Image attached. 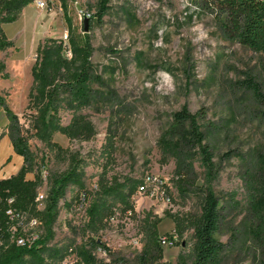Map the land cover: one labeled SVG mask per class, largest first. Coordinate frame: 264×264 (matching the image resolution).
Returning <instances> with one entry per match:
<instances>
[{
	"label": "rangeland",
	"instance_id": "obj_1",
	"mask_svg": "<svg viewBox=\"0 0 264 264\" xmlns=\"http://www.w3.org/2000/svg\"><path fill=\"white\" fill-rule=\"evenodd\" d=\"M100 1L45 0L44 10L35 1L16 22L0 24L11 43L0 50L4 66L0 98L29 138L33 154L29 177L41 179L39 209H45L52 177L68 171L72 157L81 175V187H70L60 202L54 239L48 245L61 254L52 258L44 254L46 264L72 263L69 251L78 254L87 247L85 211L105 199L99 188L102 179L108 186L137 191L131 199L134 212L124 213L118 205L96 237L113 255L97 251L99 261L135 264L154 230L170 238L174 232L178 235L177 222L185 227L199 217L205 191L211 188L222 217L217 239L225 248L224 264H264L248 231L249 180L257 155L264 153V106L249 82L256 83L264 96V53L227 40L201 0H111L107 15L98 22L93 17ZM71 33L81 40L90 38L92 62L102 84L93 86L95 102L83 111L96 135L89 141H71L56 133L53 142L63 149L58 151L35 136L25 116L39 48L49 39L61 40L64 56L70 59ZM183 107L200 113L213 165L207 168L200 151L193 150L187 160L193 169L180 190L176 161L165 160L158 143ZM71 119L69 111L61 112L63 125ZM8 129L9 120L0 107V140ZM149 179L162 181L155 187L158 194L139 191ZM21 226L30 230L26 221ZM34 231L45 234L42 228ZM194 247V232L186 229L164 246L163 259L156 264H176L179 257L191 264Z\"/></svg>",
	"mask_w": 264,
	"mask_h": 264
},
{
	"label": "trees",
	"instance_id": "obj_2",
	"mask_svg": "<svg viewBox=\"0 0 264 264\" xmlns=\"http://www.w3.org/2000/svg\"><path fill=\"white\" fill-rule=\"evenodd\" d=\"M36 0H0V24H11L17 21L23 10ZM111 0H101L97 13L93 18L101 22L107 15ZM204 9L214 18L224 37L237 42L243 47L258 53H264V0H201ZM91 18L90 20H93ZM71 58L64 56V43L61 40L49 39L39 48L36 62L31 70L32 86L28 97L26 111L29 112L28 122L35 131V136L58 151L63 149L53 142V136L59 133L69 140L89 141L96 131L93 123L83 113L95 102L93 86L101 85L102 78L95 71L92 57L94 48L86 35L82 40L71 33L69 41ZM11 47L7 37L0 27V50ZM4 66H0V73ZM4 79L7 76L3 77ZM249 87L264 106V96L260 87L253 81ZM9 120V138L16 155L23 158L21 170L8 179L0 180V264H46L44 254L50 258L60 256L57 249H50L49 243L54 239V227L59 217L60 202L65 198L70 187H81V175L77 171V162L72 157L71 165L65 173L52 177V186L44 210L39 209L38 190L41 179H27L33 169V154L29 148V138L20 126L19 119L0 98ZM69 111L72 119L68 125H63L61 112ZM200 113L192 114L186 107L173 115L169 128L159 140V148L163 158L172 157L176 161L175 176L180 190L186 183V175L192 172V165L187 160L191 152L198 149L204 165L211 168L213 155L205 143L206 136L199 125ZM111 143V142H110ZM104 200L92 203L86 210L88 221L85 231L89 233L87 247L78 251L81 263L78 264H113L99 261L95 252L111 254L105 244L96 237L106 228L107 222L115 215L118 205L123 212H134L131 203L137 188L128 191L120 190L118 186H108L103 179L99 184ZM250 211L252 222L249 224V235L258 245L264 257V153L256 157L251 178ZM111 198L114 201H110ZM84 200H86L84 198ZM10 201H12L10 203ZM83 199L80 198L82 203ZM12 210L15 215L35 218L45 231L31 247L18 246L16 239L23 236L21 229L12 232L17 227V219L12 220L7 212ZM187 226L177 222L178 236L186 229L193 230L195 247L194 259L191 264H224L225 248L217 239L222 225L219 202L211 188L205 191L201 206V215L187 221ZM154 228V227H153ZM163 237L153 231L150 238L136 257L135 264H156L163 259ZM155 255V256H154ZM63 260V257H60ZM115 264V262H114ZM176 264H188L184 257H179Z\"/></svg>",
	"mask_w": 264,
	"mask_h": 264
},
{
	"label": "built area",
	"instance_id": "obj_3",
	"mask_svg": "<svg viewBox=\"0 0 264 264\" xmlns=\"http://www.w3.org/2000/svg\"><path fill=\"white\" fill-rule=\"evenodd\" d=\"M36 4H37V7L41 10H44L46 8L45 0H36ZM66 39H67V36H66ZM162 185H163V183L159 179H149L148 183H146L145 185L140 187L139 191L142 193H147L151 189L152 190V191H150L151 193H155V194L157 193L158 194V190L155 187L162 186ZM160 195L165 196V193L162 192V193H160ZM37 201L39 202V198L37 199ZM166 201H169V198H167ZM11 202L12 201H10V203ZM82 206L83 205H81V207ZM85 213H86V211H85ZM7 215L10 216V218L12 220L17 219V221H18L17 227H14L12 229V232L15 233L17 230L21 229V232L23 233V236L16 239V244L18 246L31 247L33 245V243L38 241V239L40 238L41 235L38 234L36 231H34L35 229L41 228L40 227L41 225H40V222L38 219L27 218L26 216L15 215L12 210H9L7 212ZM24 221H26L27 226L29 227L30 230L27 231V229L22 228L21 223H23ZM177 239H178V235H177V233L174 232V233H172V235H170V238L164 237L162 239V245H163V247L167 246L170 244V240L176 241ZM77 255H78L77 252L75 253L74 250H70L69 251V257H70V259H72L74 261L72 263L66 262L64 264H78V256Z\"/></svg>",
	"mask_w": 264,
	"mask_h": 264
},
{
	"label": "crops",
	"instance_id": "obj_4",
	"mask_svg": "<svg viewBox=\"0 0 264 264\" xmlns=\"http://www.w3.org/2000/svg\"><path fill=\"white\" fill-rule=\"evenodd\" d=\"M30 4L23 10V14L31 10ZM24 160L22 157L16 155L14 152L9 134H7L0 140V180L8 179L16 175L23 167ZM27 179L34 180L27 176Z\"/></svg>",
	"mask_w": 264,
	"mask_h": 264
},
{
	"label": "water",
	"instance_id": "obj_5",
	"mask_svg": "<svg viewBox=\"0 0 264 264\" xmlns=\"http://www.w3.org/2000/svg\"><path fill=\"white\" fill-rule=\"evenodd\" d=\"M85 31H88V29H87V21H85Z\"/></svg>",
	"mask_w": 264,
	"mask_h": 264
}]
</instances>
